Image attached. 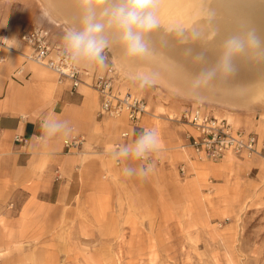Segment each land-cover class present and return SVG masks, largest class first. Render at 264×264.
Returning a JSON list of instances; mask_svg holds the SVG:
<instances>
[{
  "label": "rangeland",
  "instance_id": "rangeland-1",
  "mask_svg": "<svg viewBox=\"0 0 264 264\" xmlns=\"http://www.w3.org/2000/svg\"><path fill=\"white\" fill-rule=\"evenodd\" d=\"M32 2L44 12L51 8L45 14L60 27L76 25L50 0ZM38 24L50 26L39 20L31 27ZM106 55L131 88L138 86L136 74L121 70L110 49ZM148 89L166 103L203 104L264 136V106L254 93L230 107L173 95L159 82ZM179 115L168 119L182 125L174 120ZM180 144L154 153L155 170L146 179L98 174L67 185L57 200L27 194L0 199V264H264V159L231 157L212 169L209 163L224 158H191ZM174 149L184 150L192 163L185 174L164 166L168 160L160 151ZM57 168L54 179L60 181Z\"/></svg>",
  "mask_w": 264,
  "mask_h": 264
},
{
  "label": "crops",
  "instance_id": "crops-1",
  "mask_svg": "<svg viewBox=\"0 0 264 264\" xmlns=\"http://www.w3.org/2000/svg\"><path fill=\"white\" fill-rule=\"evenodd\" d=\"M32 1L0 0V38L10 39L9 43L13 45L7 50L5 45L0 44V199L27 194L29 199L49 202L53 195L57 200L67 185L76 184L82 178L90 182L98 174L107 176L122 172L126 165L135 162L140 166L141 161H124L118 165L110 160L115 142L122 145L134 141L135 126L125 116L111 118L97 115L101 98L92 88V83L106 67L79 66L83 83L72 91L68 81L60 82L49 69L25 60L24 54L29 53L31 48L22 35L33 23H39V20L49 22L50 44H62L67 31ZM110 61L108 59V65ZM117 80V89L130 90L146 100L149 111L139 121L140 130H158L162 141L160 149L188 142L185 133L193 131V128L171 122L168 116L180 114L189 105L166 103L148 88H131L121 73ZM211 114L220 117L214 112ZM45 118L68 121L71 134H58L47 144L40 143L37 137L41 135L40 125ZM122 131H128L129 137L122 139ZM247 131L256 133L254 130ZM15 136L23 140H16ZM71 136H82L84 141L78 148L67 152L63 141ZM160 152L168 160L167 165L163 164L167 169L178 172V164L185 162L188 171L189 165H192L186 161L184 150ZM231 157L241 156L229 152L222 161L209 165L218 169L225 166ZM57 167H61L63 172L64 178L60 181L54 179ZM160 168L162 166L157 169Z\"/></svg>",
  "mask_w": 264,
  "mask_h": 264
},
{
  "label": "clouds",
  "instance_id": "clouds-1",
  "mask_svg": "<svg viewBox=\"0 0 264 264\" xmlns=\"http://www.w3.org/2000/svg\"><path fill=\"white\" fill-rule=\"evenodd\" d=\"M80 16L78 24L70 27L62 39L61 56L70 64L86 68L108 66L106 50L113 43L122 49L123 60L127 64L138 59H145L153 54L150 35L159 30V0H75ZM169 32L173 29H168ZM178 36L185 38L182 28L174 30ZM192 38L200 39L201 30L192 29ZM10 39L0 38V44L7 50L13 48ZM186 55L204 63L203 52L186 49ZM240 57H256L264 60V33L250 28L226 38L221 47L217 63L205 66L195 78L196 85L207 84L218 76L228 77L237 69ZM140 90L151 88L157 83V74L143 72L136 75ZM41 135L37 140L47 144L58 134L68 136L72 132L68 121L45 118L40 125ZM161 137L154 128L145 129L137 138L122 144L110 153L114 164L124 161H141L139 167L131 164L123 167L125 177L146 179L155 170V162L150 160L161 145Z\"/></svg>",
  "mask_w": 264,
  "mask_h": 264
},
{
  "label": "bare ground",
  "instance_id": "bare-ground-1",
  "mask_svg": "<svg viewBox=\"0 0 264 264\" xmlns=\"http://www.w3.org/2000/svg\"><path fill=\"white\" fill-rule=\"evenodd\" d=\"M50 2L64 17L78 24L80 10L75 0ZM249 7L264 12V0H159L157 14L160 28L150 35L153 49L151 56L127 64L118 44L113 43L109 49L121 70L134 75L154 72L157 74V83L169 88L166 90H170L173 95L182 94L186 97L193 94L199 97L198 100L236 107L246 96L254 93L264 106V60L259 58L240 57L233 75H220L207 84L195 83V78L205 66L217 63L226 38L250 28L264 33V19L260 17L258 20L257 14H250ZM50 9H45L48 15ZM178 28L184 30L185 38L176 34L174 30ZM193 28L202 31V38H192ZM168 29L173 31L169 32ZM188 48L203 52L205 62L186 55Z\"/></svg>",
  "mask_w": 264,
  "mask_h": 264
},
{
  "label": "built area",
  "instance_id": "built-area-1",
  "mask_svg": "<svg viewBox=\"0 0 264 264\" xmlns=\"http://www.w3.org/2000/svg\"><path fill=\"white\" fill-rule=\"evenodd\" d=\"M50 30L43 25L32 26L22 35V39L31 48L30 52L24 54L25 60L41 65L52 71L58 81H68L72 91L77 90L83 83L82 70L79 66L72 65L62 56V44H50ZM21 73V71L19 70ZM120 72L114 64H109L104 72L95 76L92 88L98 92L101 101L98 116H108L119 118L125 116L128 122L135 126L133 132L134 140L140 130L139 121L141 117L149 111L146 100L130 90L117 89V79ZM205 105L200 103L190 104L174 120L187 124L193 131H187L188 142L180 144L181 149L189 150L190 157L196 159H207L218 161L225 157L227 153L240 156H259L264 159V137L259 138L256 133L234 125L225 117H216L209 112ZM128 131H122L120 137H129ZM16 140H23L15 136ZM84 141L82 136H71L63 141V145L70 152L73 148H78ZM121 143L115 142L114 149ZM156 163L154 154L150 157ZM142 163V162H141ZM185 164H180L178 170L185 174ZM56 178L61 177L60 169L55 170Z\"/></svg>",
  "mask_w": 264,
  "mask_h": 264
},
{
  "label": "water",
  "instance_id": "water-1",
  "mask_svg": "<svg viewBox=\"0 0 264 264\" xmlns=\"http://www.w3.org/2000/svg\"><path fill=\"white\" fill-rule=\"evenodd\" d=\"M255 4H259V3H257V2H255ZM253 8V7H252ZM252 8H248V10L250 11V14L251 13H254V14H257V17H258V20H260L259 18L261 17L262 19H264V16H263V14H264V12H262L263 10H254V9H252ZM252 11H254V12H252ZM259 15V16H258Z\"/></svg>",
  "mask_w": 264,
  "mask_h": 264
}]
</instances>
